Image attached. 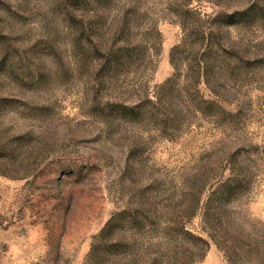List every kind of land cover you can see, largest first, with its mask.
Instances as JSON below:
<instances>
[{
    "label": "rangeland",
    "instance_id": "1",
    "mask_svg": "<svg viewBox=\"0 0 264 264\" xmlns=\"http://www.w3.org/2000/svg\"><path fill=\"white\" fill-rule=\"evenodd\" d=\"M0 264H264V0H0Z\"/></svg>",
    "mask_w": 264,
    "mask_h": 264
}]
</instances>
